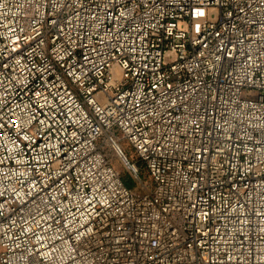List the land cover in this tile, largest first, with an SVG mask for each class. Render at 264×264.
<instances>
[{
  "label": "built area",
  "instance_id": "2783aa9c",
  "mask_svg": "<svg viewBox=\"0 0 264 264\" xmlns=\"http://www.w3.org/2000/svg\"><path fill=\"white\" fill-rule=\"evenodd\" d=\"M0 264H264V0H0Z\"/></svg>",
  "mask_w": 264,
  "mask_h": 264
},
{
  "label": "rangeland",
  "instance_id": "374dc122",
  "mask_svg": "<svg viewBox=\"0 0 264 264\" xmlns=\"http://www.w3.org/2000/svg\"><path fill=\"white\" fill-rule=\"evenodd\" d=\"M206 14H207V11H206ZM132 159L134 161H137L135 156H133ZM112 162L114 166L116 167V169L120 172L123 180L124 181L129 180L132 182V186H130L131 188H133L134 190L138 192L145 191L147 188H149V185H150L149 176L143 164L140 161H137V165L140 168L138 177H134L132 173L127 169L126 165L116 155L113 156Z\"/></svg>",
  "mask_w": 264,
  "mask_h": 264
},
{
  "label": "trees",
  "instance_id": "16d2710c",
  "mask_svg": "<svg viewBox=\"0 0 264 264\" xmlns=\"http://www.w3.org/2000/svg\"><path fill=\"white\" fill-rule=\"evenodd\" d=\"M122 180H123V178H122ZM123 182H124V184L127 186V187H129V188H131L130 186H132V182L131 181H129V180H123Z\"/></svg>",
  "mask_w": 264,
  "mask_h": 264
},
{
  "label": "bare ground",
  "instance_id": "6f19581e",
  "mask_svg": "<svg viewBox=\"0 0 264 264\" xmlns=\"http://www.w3.org/2000/svg\"><path fill=\"white\" fill-rule=\"evenodd\" d=\"M199 12H201V11H199ZM199 15H201V14H199ZM199 15H198V16H199Z\"/></svg>",
  "mask_w": 264,
  "mask_h": 264
}]
</instances>
